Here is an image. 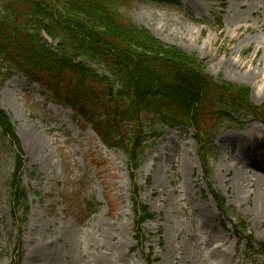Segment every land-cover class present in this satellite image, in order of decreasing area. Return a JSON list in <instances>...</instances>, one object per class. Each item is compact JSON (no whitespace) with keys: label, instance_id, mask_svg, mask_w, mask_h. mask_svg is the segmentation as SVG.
Listing matches in <instances>:
<instances>
[{"label":"rangeland","instance_id":"rangeland-1","mask_svg":"<svg viewBox=\"0 0 264 264\" xmlns=\"http://www.w3.org/2000/svg\"><path fill=\"white\" fill-rule=\"evenodd\" d=\"M177 1L128 0L121 10L165 44L196 53L211 75L251 87L252 100L263 104L264 0ZM0 101L22 135L26 162L21 180L30 204L28 220L21 223V212L10 203L14 152L4 146L0 264H100L106 255L120 257L117 264H217L224 258L231 264H264V251L258 248L264 243V172L252 166L262 162L264 147L243 150L239 140L255 124L264 127V120L246 115L236 123L224 122L208 147L215 188L248 219L257 248L238 237L217 208L195 131L163 127L158 120L156 144L135 172L140 199L156 214L144 223L147 240L139 245L134 181L124 152L108 148L92 127L82 128L72 110L25 76L6 80ZM91 200L100 206L89 214ZM149 247L152 263L146 256ZM37 256L45 259L36 261Z\"/></svg>","mask_w":264,"mask_h":264},{"label":"trees","instance_id":"trees-1","mask_svg":"<svg viewBox=\"0 0 264 264\" xmlns=\"http://www.w3.org/2000/svg\"><path fill=\"white\" fill-rule=\"evenodd\" d=\"M0 2L4 5L0 11V79L19 72L46 86L109 147L122 149L132 169L140 164L148 146L145 125L150 116L172 127L193 126L207 173L204 150L209 119L234 120L232 115L242 111L264 118V104L252 102L248 86L210 75L196 54L168 46L126 17L120 7L127 0ZM44 34L58 41L57 46L49 45ZM6 145L14 150L12 201L23 206L26 219L28 198L19 178L24 151L14 120L0 106V150ZM213 193L222 212L230 217L233 212L225 199ZM134 211L137 237L143 239L141 224L154 215L137 193ZM246 227L241 220L235 231L242 235ZM247 239L250 245L254 241L249 235Z\"/></svg>","mask_w":264,"mask_h":264},{"label":"bare ground","instance_id":"bare-ground-1","mask_svg":"<svg viewBox=\"0 0 264 264\" xmlns=\"http://www.w3.org/2000/svg\"><path fill=\"white\" fill-rule=\"evenodd\" d=\"M260 26L261 27L264 26V22L261 23ZM253 61L254 59L251 60L250 62H253ZM242 64L243 63H238V66L240 67L242 66ZM262 89H263V85H262ZM49 129L51 130V128ZM18 133L22 137L21 132L19 131ZM243 134H244V137H243ZM243 134H241V136L239 137L241 149L247 150L250 148L251 150L253 149V151L257 152V150H261V148L264 147V127L263 126H259L258 124H255L254 127L250 129V131L243 133ZM227 137L231 138V137H236V136H227ZM246 141H248L247 146H246ZM252 142H256L255 147L251 145ZM257 158H260V154L258 157H254L253 159L256 160ZM262 159H263L262 162H254L252 166H254L256 170L264 172V164H263L264 158ZM44 259H45V256H37L35 258L36 261H42ZM120 260L121 258L117 257L116 255H106L104 262L100 264H117V262H119ZM87 264H92V263L88 261ZM217 264H231V262L227 258H224Z\"/></svg>","mask_w":264,"mask_h":264}]
</instances>
